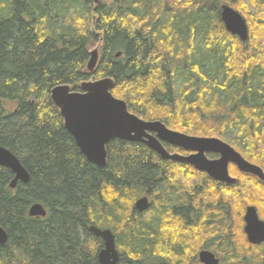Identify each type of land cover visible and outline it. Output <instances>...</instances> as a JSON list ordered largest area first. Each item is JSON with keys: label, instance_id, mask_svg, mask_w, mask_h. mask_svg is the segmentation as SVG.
Returning a JSON list of instances; mask_svg holds the SVG:
<instances>
[{"label": "trees", "instance_id": "1", "mask_svg": "<svg viewBox=\"0 0 264 264\" xmlns=\"http://www.w3.org/2000/svg\"><path fill=\"white\" fill-rule=\"evenodd\" d=\"M240 2L111 0L96 7L94 0H0V146L31 176L12 189L14 175L0 167V227L9 237L0 264H100L104 246L92 225L115 234L119 264H200L188 255L195 240L203 249L219 244L228 254L223 264H264V245L243 243L239 233L246 203L264 221L263 182L240 173L236 185L223 186L122 140L108 145V165L99 169L51 99L59 85L78 92L94 77H111L114 96L133 114L196 137L237 130L256 148L243 156L264 169V0H251L261 20L247 42L221 20L223 4L243 12ZM96 44L102 54L91 74ZM148 192L158 205L139 213L135 204ZM174 201L182 207L172 208ZM36 203L47 217L29 216ZM192 213L201 216L197 226Z\"/></svg>", "mask_w": 264, "mask_h": 264}, {"label": "water", "instance_id": "2", "mask_svg": "<svg viewBox=\"0 0 264 264\" xmlns=\"http://www.w3.org/2000/svg\"><path fill=\"white\" fill-rule=\"evenodd\" d=\"M98 3L99 0H94ZM99 4V3H98ZM221 20L226 30L242 42L249 41V27L246 19L229 5L221 7ZM121 53L118 54V57ZM101 59L99 48L90 52L87 65L89 73L94 74ZM116 82L111 77L87 81L81 84L80 91H74L69 85H59L51 90V99L59 110L64 128L74 139L87 161L99 169L108 165V145L114 140L141 143L156 152L162 159L176 163H185L199 172L205 173L216 182L234 186L238 182L230 175V166L234 165L243 175L252 176L264 183V169L249 162L233 146L219 138L190 136L171 130L161 121H146L133 114L128 104L114 96ZM155 135V136H154ZM163 143L192 153L190 156L170 154ZM208 154L220 156L210 160ZM0 167L12 172L14 179L10 187L18 184L27 185L31 176L22 162L8 149L0 146ZM150 208L147 196L140 198L135 209L146 213ZM48 212L43 204L36 203L29 209L31 218H45ZM244 232L251 245L264 244V221L258 210L250 206L244 216ZM90 232L103 242L99 253L100 264H119L120 252L116 236L110 229L90 226ZM7 231L0 227V246L8 242ZM201 264H220V260L210 251L204 250L199 255Z\"/></svg>", "mask_w": 264, "mask_h": 264}, {"label": "rangeland", "instance_id": "3", "mask_svg": "<svg viewBox=\"0 0 264 264\" xmlns=\"http://www.w3.org/2000/svg\"><path fill=\"white\" fill-rule=\"evenodd\" d=\"M240 5L245 9V11L240 12L237 9H235L234 7H232L233 9H235L237 12H239L247 21L248 27H249V34H251V30L254 32V37L257 36V26H259V24L255 23V20H261V18H264V15L260 18V17H256L257 11L255 10L253 4H251V0H239ZM99 3V4H98ZM98 3L95 2V6L97 7L98 5H109L111 3V0H99ZM224 5V4H223ZM249 20H252L253 23L250 27L249 25ZM261 26H264V23L261 24ZM251 36V35H250ZM250 39V38H249ZM99 48L100 50V55L102 54V46L101 44H96L93 47L90 48V51H93L94 49ZM222 55V54H221ZM220 55V56H221ZM203 72H205V70L203 69ZM92 80H100L96 77H94ZM91 80V81H92ZM184 78L181 76L177 79L176 81V87L175 90L178 92L180 90V88L182 87ZM214 137V136H211ZM221 138L223 141H225L226 143L230 144L231 146H233L238 152H240L241 154L243 153L244 149L247 148L246 150H249L250 152L253 153V151H255V147H246V145L243 143V140H239L238 139V131L237 130H229L226 132V134L224 136H216ZM243 155V154H242ZM231 173L233 176L238 177L240 179H243L240 175V172H238V170H236V168L231 169ZM248 206H253L252 204H244L243 206H240V217H239V221H240V227H239V233L242 237V242L245 243V241H247V237L244 233V226H245V222H244V216H245V211L246 208ZM242 219V221H241ZM241 240V238H240ZM199 240H195V242H192V244L190 245V248L188 250V255L190 254V256H193V254H197L199 249H202V245H200L201 243ZM218 258H220L221 264H223L224 262H228V254L224 251L219 252L218 254ZM225 259V261H224Z\"/></svg>", "mask_w": 264, "mask_h": 264}, {"label": "flooded vegetation", "instance_id": "4", "mask_svg": "<svg viewBox=\"0 0 264 264\" xmlns=\"http://www.w3.org/2000/svg\"><path fill=\"white\" fill-rule=\"evenodd\" d=\"M155 136V135H154ZM206 138H208V137H206ZM210 138H212V137H210ZM219 138V137H218ZM219 139H221V138H219ZM222 140V139H221ZM163 145H164V147L167 149V151L170 153V154H178V155H182V156H190L192 153H190V152H186V151H184V150H181V149H179V148H175V147H173V146H171V145H168V144H166V143H163ZM152 151V150H151ZM152 152H154V151H152ZM160 159H162L156 152H154ZM208 156V158L210 159V160H217V159H219L220 158V156H218V155H215V154H208L207 155ZM162 160H164V159H162ZM165 161H170V160H165ZM250 162V161H249ZM176 163V162H175ZM178 164H185V163H178ZM186 165H188V164H186ZM188 166H190V165H188ZM191 167V166H190ZM191 168H193V167H191ZM233 168H236L234 165H231L230 166V175L233 177V178H236L237 180H239V178L238 177H235V176H233L232 175V173H231V169H233ZM194 169V168H193ZM196 170V169H195ZM199 172V171H198ZM199 173H202V172H199ZM202 174H204L209 180H211L212 182H215V183H217V184H220V185H223V186H228V185H226V184H224V183H220V182H216V181H214V180H212L211 178H209L205 173H202ZM237 184V183H236ZM198 185V184H197ZM228 187H232V186H228ZM146 196L148 197V199H149V203H150V208H149V210L147 211V212H149L153 207H155L156 205H158V197H157V195H155V194H150L149 192L146 194ZM182 205H183V203L182 202H176V201H174V204H173V207L172 208H181L182 207ZM250 207V206H249ZM248 208V207H247ZM186 210V209H185ZM178 217H180V216H178ZM201 218V216L200 215H197V214H194V213H192L191 215H190V225L192 224L193 226H197V224L200 222V219ZM180 221H182V220H180ZM244 228H245V226H244ZM245 233V232H244ZM247 237V236H246ZM250 244V243H249ZM262 245H264V244H262ZM262 245H260V246H262ZM217 247H216V249H199V251H198V253L197 254H193V256L192 257H195L198 261H199V255H200V253L202 252V251H204V250H207V251H210V252H212V253H214L215 255H216V257L218 258V253L219 252H222L221 250H219L220 249V247H219V244L218 245H216ZM252 246H254V245H252ZM259 247V246H258ZM120 252V251H119ZM120 255H121V253H120ZM122 257V256H121ZM219 260H220V258H218ZM122 260V258H120V261ZM199 263H200V261H199ZM201 264V263H200ZM220 264H221V261H220Z\"/></svg>", "mask_w": 264, "mask_h": 264}, {"label": "bare ground", "instance_id": "5", "mask_svg": "<svg viewBox=\"0 0 264 264\" xmlns=\"http://www.w3.org/2000/svg\"><path fill=\"white\" fill-rule=\"evenodd\" d=\"M94 28V27H93ZM228 32V31H227ZM229 33V32H228ZM232 35V34H231ZM233 36V35H232ZM89 230H90V227H89Z\"/></svg>", "mask_w": 264, "mask_h": 264}]
</instances>
